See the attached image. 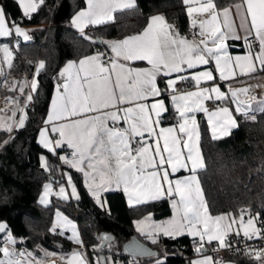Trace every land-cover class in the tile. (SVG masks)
Masks as SVG:
<instances>
[{"label":"snow or ice","instance_id":"obj_1","mask_svg":"<svg viewBox=\"0 0 264 264\" xmlns=\"http://www.w3.org/2000/svg\"><path fill=\"white\" fill-rule=\"evenodd\" d=\"M15 2L28 19L45 4V0ZM181 2L193 29L190 35H182L163 15H154L137 33L119 40H96L86 28L116 23L117 14L135 11L137 3L136 0H86V7L75 13L71 25L84 40L104 44L106 50L97 49L79 60H70L60 69L44 121L50 127L39 130L38 144L61 161V168L67 165L82 175L88 193L107 214L111 210L104 193L113 189L123 191L130 207L149 206L167 199L173 212L169 220L157 223L149 212L143 219L134 221L136 231L153 244L161 235L170 239L191 236L198 258L189 264H232L207 255L205 245L215 242L213 252L239 253L241 250L229 237L241 236L242 230L243 239L264 241V219L259 212L253 215L250 207L240 208L237 213H211L198 176V170L205 165L196 113L207 116L212 139L216 140L239 126L233 111L216 104L217 101H231L236 105V113L254 120L255 115L250 113L264 112V99L257 101L250 87H229L228 92L222 91L212 70H195L214 62L220 81L235 79L237 69L243 76L264 72V0H231L223 5L218 0ZM13 36H22L25 41L31 39L0 5V38ZM229 40L243 41L247 55L231 56ZM0 53L3 54L0 77L5 78L4 85L9 91L18 93L4 98L5 106L13 107L0 108V131L8 134V139L0 144L3 147L13 138L11 134L15 130L25 126L26 109L39 91L37 77L46 70V64L43 60L38 62L30 81H12L8 85L9 73H5L3 65L9 70L14 67L13 52L8 43H0ZM136 62H145L148 67H139ZM188 80L194 82L197 90L178 91L177 83ZM160 82L164 88L159 86ZM241 94L247 99L240 100ZM165 98L171 102V111ZM206 101H212L215 107L210 110ZM253 101H257V109H253ZM5 112L11 113L7 119L3 116ZM18 112L21 115L16 119ZM170 118L177 123L165 127ZM65 146L72 150L70 156L59 155L57 150ZM40 161L45 171L53 170L45 156L41 155ZM181 170L188 175L175 176ZM53 183L58 185L55 193ZM43 189L40 202L45 205L52 194L65 201L70 197L77 201L81 198L73 175L63 170L60 180L44 184ZM56 217L59 224L53 223L49 231L57 233L59 227L57 234L63 236L67 228L72 233L68 240L83 247L76 225L59 210ZM237 223L239 229L234 230ZM0 233L5 234L0 239V264H56L53 258L57 254L46 249H41L43 257L27 250L18 251L17 240L6 223H0ZM97 239L100 244L94 245L93 251L103 252L105 246L111 249V236L104 234ZM128 247L135 255L157 256L135 241ZM244 255L256 264H264V246L246 245ZM71 256V259L60 256L61 264L65 261L66 264H110L111 261V257L103 255L91 261L79 251ZM155 264L165 262L158 258Z\"/></svg>","mask_w":264,"mask_h":264},{"label":"trees","instance_id":"obj_2","mask_svg":"<svg viewBox=\"0 0 264 264\" xmlns=\"http://www.w3.org/2000/svg\"><path fill=\"white\" fill-rule=\"evenodd\" d=\"M218 2L223 5L231 0ZM136 3L135 11L117 14L119 19L116 23L89 26L85 31L96 40L117 39L139 30L153 12H161L166 19L176 16L180 28L186 30L188 27L185 6L181 0H136ZM0 4L5 7L9 19L28 26L32 35L29 41L22 39L17 44L14 67L7 69L8 75L22 77L24 73L30 74L40 59L46 64V70L37 77L39 91L34 94L33 104L26 109L25 126L15 130L9 143L0 147V220L7 223L17 244L38 256H42L41 249L58 252L80 246L58 235V232L49 231L53 210L58 208L78 222L84 247L88 251L100 244L98 232L108 231L119 245L131 235H137L157 251L163 247L168 252L165 264H184V256L194 251L191 238L187 235L176 239L159 237L157 243L153 244L139 235L132 224L134 218L149 211L155 218L167 216V199L152 202L149 206L130 207L123 191L114 189L104 193L111 210L107 214L87 192L82 175L67 165L61 168V161L36 140L37 123L47 108L53 73L68 59H76L97 49L106 50L104 44H92L84 40L68 21L71 10L83 6L84 0H45V4L31 15V19L23 17L15 0H0ZM0 92L18 95L5 86L0 87ZM250 115H255V119L236 114L238 128H233L229 135L216 140L209 134L204 119L199 118L200 150L205 167L198 170V176L212 214L221 211L237 213L240 208L250 207L252 213L259 212L264 218V112L257 110ZM5 133L0 131V139ZM41 155L53 167L51 172L41 167ZM61 169L73 175L80 200L65 201L58 196H51L46 205L40 203L38 195L42 185L49 180H60ZM110 252L124 257L127 262L134 258L136 264H146L150 260L149 257L127 255L120 249ZM225 254L232 255L235 264H254V260L248 256Z\"/></svg>","mask_w":264,"mask_h":264},{"label":"crops","instance_id":"obj_3","mask_svg":"<svg viewBox=\"0 0 264 264\" xmlns=\"http://www.w3.org/2000/svg\"><path fill=\"white\" fill-rule=\"evenodd\" d=\"M0 5H2V4H0ZM85 7H86V0H84V4H83V6H80L79 8H76V9H74V10H71L70 15H69V17H68V21L70 22V24H71V19H72V17L75 15V13L78 12L79 10L85 8ZM21 11H22V10H21ZM185 12H186V11H185ZM154 15H163V16L165 17V15L162 14L161 12H153V13H151V14L148 15L145 24H144L139 30H137V31H135V32H132V33L125 34V35H123V36L120 37V38L112 39V40L123 39V38H124L125 36H127V35H130V34L137 33V32H139V31H141L144 27H146V25H147V23H148V20H149V17L154 16ZM165 18H166V17H165ZM186 18H187V26H189V25L191 24V22H190V18H189L187 15H186ZM19 26H20L21 28H23L24 30H26V31L28 32V34L31 36V38H32L31 31H30V28H29L28 26H26V25H20V24H19ZM176 28H178V29L180 30V33H181L182 35H188L184 29H182V28H180V27H176ZM18 37H19V41H21V40L23 39L22 36H18ZM19 41H18V42H14V44H12V43H11V38H0V43H8V44H9L10 49H11L12 52H13V57H15V53H14V51H13V45H14V46L16 45V47H17V44L19 43ZM227 44H228V46H229V47H228V51H229V54H230L231 56L235 57V56H244V55H247V48H246V45L244 44L243 41H232V40H229V41H227ZM93 53H94V52H92V53H88V54H84V55L79 56V57L76 58V59H68V60L64 61L63 64L58 68L57 72H59L60 69H62L68 61H70V60H79V59L82 58L83 56H85V55H91V54H93ZM2 55H3V54L0 53V65H2ZM39 61H41V59L38 60V61L35 63L34 69H33L32 72L29 74V76H30L31 79H32V77H33V74H34V72H35V68H36V66H37V64H38ZM136 64H137V66H139V67H148V65H147L145 62H136ZM3 67H4V70H7V69H8L6 65H3ZM202 70H212L213 73H214V75L217 77V82L220 84V86H221V90H222V91H225V92H228L229 87H231L232 89L241 88V87H243L246 83H248V82H250V81H252V82H262V81H264V72H258V73H256V74L251 75V76H243V75H240L238 69L236 70V73H237V74H236L235 79L228 80V81H220V80H219V73H218L217 71H215V63H214V62H213L212 64H210V65H201V66H200L199 68H197L195 71L198 72V71H202ZM189 71H192V70H189ZM13 79H14V81H16V78H15V77H14ZM192 83H193V85H192L191 87L186 88V89H181V90H178V91H196L197 89H196V87H195V85H194V82H192ZM55 84H56V82L53 81V84H52V87H51V91H50V94H49V99H48L47 108H46V110H45V112H44L43 117L40 119L41 124H38V125H37V132H36V140H37V142H38V139H39V130H40L41 128H43V127H50V125H45L44 121L47 119V116H48V113H49V110H50L51 100H52V98H53L54 95H55ZM159 86H160L161 88H164L165 85H164L163 82H160ZM205 86H207V85L205 84ZM26 91H27V89H26ZM0 97H1V96H0ZM3 97H7V96L5 95V96H3ZM261 99H264V96L258 94V95H257V101H259V100H261ZM257 101H253V102H252L253 109H257V108L259 107ZM149 102H151V98H150V101H149ZM165 104H166L167 106H169L170 109L172 110L171 102H170L169 99L165 98ZM220 106H227V107H229V108L233 111V115H234L235 119L237 120V118H236V114H239V113H236V112H235L234 104H233L231 101H229V102H225V103H221ZM5 107H8V105L5 106V105H4V100L2 101L1 98H0V108H5ZM212 109H213V108H211L210 110H212ZM19 115H21V113L18 114V117H17V118H19ZM200 117H202V118L204 119V121H205V123H206V125H207V128H208V130H209V134L212 136L211 129H210V127H209V125H208V122H207V116H206L203 112H198V113H196V118H197L198 123H199V118H200ZM176 123H177V120H176V119H171L170 121H166L164 126L167 127V126L174 125V124H176ZM121 126H123V125H121ZM218 135H219V133H218ZM65 149H67V146L63 147L62 149H58V150H60V151L58 152L59 155H63V151H64ZM58 150H57V151H58ZM62 170H63L64 172H68V170H66V169H61L60 172H61ZM185 175H188V173L185 172V171H183V170H181L180 172H178V173L175 174V176H181V177H182V176H185ZM175 176H173L172 178L174 179ZM50 181H51V180L46 181V182H44V184L49 183ZM82 182H83V177H82ZM44 184H43V185H44ZM43 185H42L41 190H40L39 195H38V201H39V202H40L41 196H42L43 191H44V189H43ZM83 185L85 186L84 182H83ZM65 186H66V190L70 193V188H69L67 185H65ZM85 188H86V186H85ZM86 190H87V188H86ZM113 190H114V189H113ZM57 191H58V185L56 184V187L53 188V192L55 193V192H57ZM87 192H88V191H87ZM89 195H90V194H89ZM124 195H125V194H124ZM51 196H57V195H55V194L49 195V197L47 198L48 202H49ZM69 199H71V200H76V199L71 198V197H70ZM125 199H126V202H127V197H126V195H125ZM40 203H41V202H40ZM127 204H128V202H127ZM168 204H169V214H168L167 216H165V217H162V218H155V217L153 216L152 212L149 211V212L152 214L153 220H154L155 222L159 223V222L167 221V220H169V219L172 217L173 212H172V209H171V206H170V202H169V201H168ZM57 210H59L64 216H67L68 219L71 220V221L76 225V228H77V230H78V232H79V234H80V237H81V239H82V236H81V232H80V229H79L78 222H77L75 219L69 217L66 213H64L62 210H60V209H58V208H55V209L53 210L52 218H51V225H50V228L52 227L53 223H58V224H59V221H58V219H57V217H56V212H57ZM149 212H146V213L142 214L141 216L136 217V218H134V219L132 220V224H133V227H134L135 231H136V226H135V224H134V221H136V220H140V219H143V218H144ZM224 212H229V211H221V212L215 213V214H213V215H218V214H220V213H224ZM252 214L255 215L254 213H252ZM245 219H247V216H245ZM0 223H6V222H5L4 220H0ZM6 224H7V223H6ZM8 229L10 230L9 226H8ZM233 229H234V230L239 229V224L237 223L236 225H233ZM60 230H61V229L58 227V228H57V232H59ZM99 232H100V231H99ZM99 232H98V236H99ZM136 232H137V231H136ZM137 233H138L139 235H141L139 232H137ZM241 233H242V230H241ZM71 234H72V233H71V231H70L69 229H67V228L64 229V235H63V237H65V238L68 239V237L71 236ZM4 235H5L4 233H0V239H3V238H4ZM141 236H143V235H141ZM143 237L146 238L145 236H143ZM188 237L191 238V239H193L191 236H188ZM146 239H147L148 241H151V240L148 239V238H146ZM17 245L20 247L18 251H24V250L31 251L30 249L26 248L25 246H22V245H19V244H17ZM116 249H120V245L117 243V241H116L115 239H113V243H112V247H111V249H109V248L107 247V249H105V250H107V251L102 252V253L104 254L103 256H109V257H111L110 264H112V262H114V264H126L127 261L125 260L124 257L111 254L110 251H111V250H116ZM46 250H48L49 252H54V253L57 254L56 257L53 258V259H56V264H61V261L59 260V257H60V256H64V257H66V258H68V259H71V258H72L71 254H72L74 251H79V252L84 253V254H85V258L88 259V260H89V259H92V261H93V258H95L97 255H101V254H102L100 251H93L94 253H93L92 255H89V252H90V251H88V249H87L86 247H84V246H83V247H80V246H79V247H74V248H71V249H68V250H63V251H58V252L53 251V250H49V249H46ZM160 250H161V251H160ZM160 250L156 251V253L158 254L157 256H148V257L150 258V260H149L146 264H155V261H156V259H158V258H159V259H163L164 262H165V261L167 260V254H168V252H167L163 247H162V249H160ZM103 251H104V250H103ZM31 252H32V251H31ZM33 253H34V252H33ZM165 253H166V255H165ZM206 254L209 255L208 253H206ZM35 255H36V254H35ZM36 256H37V257H43V252H42V256H38V255H36ZM89 257H91V258H89ZM0 258H2V254H0ZM197 258H198L197 253H196L195 251H193V253H191L190 255H188V256H184V259H185V260H184L183 262H185L184 264H189V261H191V260H195V259H197ZM223 260H225V261H231L232 264H235V261H234V258H233L232 255L225 254V255L223 256ZM64 264H66V261L64 262ZM254 264H256L255 261H254Z\"/></svg>","mask_w":264,"mask_h":264},{"label":"built area","instance_id":"obj_4","mask_svg":"<svg viewBox=\"0 0 264 264\" xmlns=\"http://www.w3.org/2000/svg\"><path fill=\"white\" fill-rule=\"evenodd\" d=\"M167 21L169 23L175 25L176 27H179V25H180V21H179V19L176 16H172L170 19H167ZM185 31H186V33L188 35H190L191 31H193V29H191V24L186 28ZM18 41H19V37L18 36L11 37V43L12 44H14V42H18ZM13 51H14V53L17 52L16 45L15 46L13 45ZM57 74H58V72L55 71L53 73V76H52L53 81L56 82V83L59 82V77H58ZM23 77L25 79L29 80V81L31 80L30 76L27 73H24ZM54 77H55V79H54ZM262 83L264 85V81H262V82H252V81H250V82L246 83L241 88H245V87H248V86L253 87V85H259V84H262ZM192 85H193L192 81L188 80V81L183 82V83L178 82L177 85H176V88H177V90H181V89L189 88ZM258 94L264 96V91H261L260 89H256V91L252 92V95L257 96ZM239 99L240 100H246L247 98L243 94H241L239 96ZM31 104H33V102ZM205 104H206L207 107H209V109L215 107V105L213 104L212 101H206ZM216 104L221 105V102L217 101ZM235 107H236V105L234 104V108ZM38 124H41L40 119H39V122L37 123V125ZM7 138H8V134L5 135L4 140H6ZM71 151H72L71 149L67 148V149H65L63 151V155L70 156L71 155ZM55 187H56V184L53 183V188H55ZM262 219H264V218H262ZM160 237H165V236L161 235ZM166 238H168V237H166ZM229 238L232 240L234 246L238 247L241 250L239 253H237V254H239L241 256H246V255H244V249H245L246 245H251L252 247H255V248H259L261 246H264V241H260V240H245V239H243L242 238V233H241V236H239V237L233 235V236H230ZM192 243H193V239H192ZM214 246H215V242L213 243V245H205V247L208 249L207 253L209 255L213 256L214 258H222L223 259V255L225 253H235V252H229V251L213 252L211 249ZM16 248H17V250H19L20 247L18 245H16ZM93 253H94L93 249H91L90 252H89V255H92ZM126 264H136V260L134 258H131Z\"/></svg>","mask_w":264,"mask_h":264},{"label":"water","instance_id":"obj_5","mask_svg":"<svg viewBox=\"0 0 264 264\" xmlns=\"http://www.w3.org/2000/svg\"><path fill=\"white\" fill-rule=\"evenodd\" d=\"M104 234H107V235L111 236L113 239H115L114 236L110 232H108V231H100L99 232V236L100 235H104ZM133 241H135V243L138 244L139 246H141L143 248H147L151 252L156 253V251H157V249L155 247H153L152 245H150L147 241L143 240L139 236H137V235H131L130 237L124 239L120 243V250H121V252L122 253H125L127 255H132V256L148 257V255H135V253L133 252V250L128 247Z\"/></svg>","mask_w":264,"mask_h":264},{"label":"rangeland","instance_id":"obj_6","mask_svg":"<svg viewBox=\"0 0 264 264\" xmlns=\"http://www.w3.org/2000/svg\"><path fill=\"white\" fill-rule=\"evenodd\" d=\"M5 71V73H7V70H4ZM28 74V73H27ZM24 75V74H23ZM23 75H22V77H18L17 75H7V82H8V85H10L11 83H12V81H14V77L16 78V81H18V80H21V81H24L25 80V78L23 77ZM29 75V74H28ZM4 80H5V78L4 77H0V87H4L5 85H4ZM6 87V86H5ZM7 88V87H6ZM12 96V95H9V94H3V93H1L0 92V98H1V100L3 101L4 100V98L5 97H3V96ZM257 97V96H256ZM34 100V99H33ZM5 105V104H4ZM11 107H13L12 105H8V108H11ZM18 114H19V112L17 113V117H18ZM3 116H4V118H8V117H10L11 116V113L10 112H5V113H3ZM16 117V119H18ZM9 122H11V121H9ZM7 133H5V135H6ZM5 135L0 139V141L1 142H3L4 141V137H5ZM104 249H107V247L105 246L104 247ZM103 252H105V250L103 251ZM102 253V252H101ZM101 255H104L103 253L101 254ZM89 258H91V257H89ZM94 259L95 258H93V261H94ZM89 260H91L92 261V259H89Z\"/></svg>","mask_w":264,"mask_h":264},{"label":"bare ground","instance_id":"obj_7","mask_svg":"<svg viewBox=\"0 0 264 264\" xmlns=\"http://www.w3.org/2000/svg\"><path fill=\"white\" fill-rule=\"evenodd\" d=\"M248 87H250L252 89V92L253 91H256V89H260L261 91H264V85H263V83L262 84H259V85H253V87H251V86H248Z\"/></svg>","mask_w":264,"mask_h":264}]
</instances>
